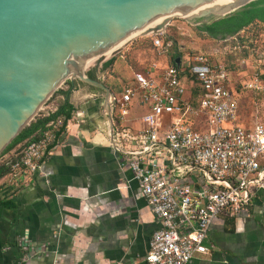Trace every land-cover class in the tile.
I'll return each instance as SVG.
<instances>
[{
	"label": "built area",
	"instance_id": "2783aa9c",
	"mask_svg": "<svg viewBox=\"0 0 264 264\" xmlns=\"http://www.w3.org/2000/svg\"><path fill=\"white\" fill-rule=\"evenodd\" d=\"M255 34L253 27L238 34L248 40L240 51L249 56L232 69L219 56L192 52L179 65L135 72L119 97L113 92L106 134L160 224L143 264H189L210 255L212 228L225 217H249L264 193V115L253 125L241 119L245 94L264 95V45ZM153 44L160 57L169 54L160 34ZM64 122L51 121L38 141L19 149L10 186L22 189L40 173Z\"/></svg>",
	"mask_w": 264,
	"mask_h": 264
},
{
	"label": "crops",
	"instance_id": "0c3cea01",
	"mask_svg": "<svg viewBox=\"0 0 264 264\" xmlns=\"http://www.w3.org/2000/svg\"><path fill=\"white\" fill-rule=\"evenodd\" d=\"M102 73L96 70L98 80ZM68 82L45 105L43 116L67 102L74 111L40 173L22 189L0 182V264H143L160 224L119 166L104 92ZM209 245L210 255L189 264H264V193L249 217L216 224Z\"/></svg>",
	"mask_w": 264,
	"mask_h": 264
},
{
	"label": "water",
	"instance_id": "95a60500",
	"mask_svg": "<svg viewBox=\"0 0 264 264\" xmlns=\"http://www.w3.org/2000/svg\"><path fill=\"white\" fill-rule=\"evenodd\" d=\"M254 1L0 0V156L68 81L104 92L112 131L115 94L87 66L99 69L135 38L164 35L172 18L197 28Z\"/></svg>",
	"mask_w": 264,
	"mask_h": 264
},
{
	"label": "rangeland",
	"instance_id": "374dc122",
	"mask_svg": "<svg viewBox=\"0 0 264 264\" xmlns=\"http://www.w3.org/2000/svg\"><path fill=\"white\" fill-rule=\"evenodd\" d=\"M254 32L262 34L257 39V42L264 45V27H256ZM155 36H140L130 41L120 53L111 55L103 62L104 64L112 59L114 60V64L107 70H102V64L98 69L95 63L89 65L87 71L93 69L101 70L103 73L100 75V81L111 87L117 97H119L122 87L132 81L133 74L147 67H152L155 64L168 65L176 60V58L178 59V56L184 57L187 53L192 52L216 55L223 59V61L225 59L226 62L231 60V62L236 63L241 50L238 42L230 41L231 38L217 45L206 35L198 33L196 27L192 24L180 18H172L164 29V35L160 34L164 42L171 45L168 55L159 56L153 44ZM62 87H65V84ZM245 96L247 97L243 99L241 119L253 125L258 121L260 116L264 115V95H256L254 97L247 93ZM250 99H254V104L251 103ZM46 108L47 106H44L37 116L45 113ZM6 156L0 159V164L9 158Z\"/></svg>",
	"mask_w": 264,
	"mask_h": 264
},
{
	"label": "trees",
	"instance_id": "16d2710c",
	"mask_svg": "<svg viewBox=\"0 0 264 264\" xmlns=\"http://www.w3.org/2000/svg\"><path fill=\"white\" fill-rule=\"evenodd\" d=\"M249 27H253L254 30L256 27H260V28L264 27V0L254 1L248 4L247 6L241 8L240 10L236 11L235 13L228 15L220 20L214 21L210 24H201L197 26L196 30L198 33L206 35L217 45L218 43L226 40L228 37L236 36L237 39L239 40V42L237 41L239 46L242 47V45L248 42V40L242 38L238 34L242 30L247 29ZM260 35L262 34H255V38H257V36ZM207 56L214 57L215 55H207ZM248 56H249V52H247L246 50H244V52L240 51V55L237 59H242ZM179 57L181 56H178V58ZM224 63L230 69H232L235 64V62L233 63L231 62V60L229 62H226L225 59H224ZM113 64H114L113 59L104 63L102 70L103 71L107 70ZM87 74L90 78L94 80H98L95 69L89 70ZM67 84L69 85V82L65 83V85ZM60 92H62L61 89L55 92L52 98L47 102V104H49L53 99V97H55V95L59 94ZM65 95L69 97L67 92ZM73 111L74 108L67 102L64 105H62L60 108H58L54 113H49L45 116H43V114H40V116H36L34 120L30 123V125L27 126L20 133V135L8 146L5 152L0 156V159L3 158V156H5L7 153L13 150L19 144H22L23 145L22 147H24L30 143L38 141L43 135V132L47 130L48 124L51 121L57 119L58 117L65 118L64 127L61 130V133L64 132L67 125V121L71 118ZM10 169H11L10 160L2 162L0 164V182L9 175Z\"/></svg>",
	"mask_w": 264,
	"mask_h": 264
},
{
	"label": "bare ground",
	"instance_id": "6f19581e",
	"mask_svg": "<svg viewBox=\"0 0 264 264\" xmlns=\"http://www.w3.org/2000/svg\"><path fill=\"white\" fill-rule=\"evenodd\" d=\"M107 60V59H106ZM89 66H87L86 68H88Z\"/></svg>",
	"mask_w": 264,
	"mask_h": 264
}]
</instances>
